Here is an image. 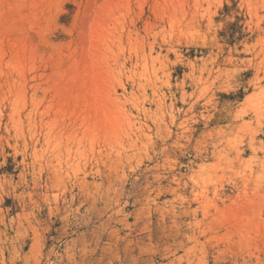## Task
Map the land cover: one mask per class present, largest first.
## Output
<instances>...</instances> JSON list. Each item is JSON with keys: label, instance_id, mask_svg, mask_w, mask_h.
Segmentation results:
<instances>
[{"label": "rangeland", "instance_id": "rangeland-1", "mask_svg": "<svg viewBox=\"0 0 264 264\" xmlns=\"http://www.w3.org/2000/svg\"><path fill=\"white\" fill-rule=\"evenodd\" d=\"M0 264H264V0H0Z\"/></svg>", "mask_w": 264, "mask_h": 264}]
</instances>
